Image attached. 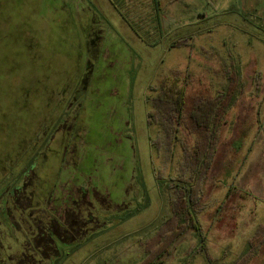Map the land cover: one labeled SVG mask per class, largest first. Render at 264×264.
<instances>
[{"label":"rangeland","instance_id":"374dc122","mask_svg":"<svg viewBox=\"0 0 264 264\" xmlns=\"http://www.w3.org/2000/svg\"><path fill=\"white\" fill-rule=\"evenodd\" d=\"M159 2L163 33L147 31L152 0H0V264L139 262L171 215L155 176L168 181L181 155L151 144L150 88L178 73L189 104L222 86L225 64L243 89L220 126L202 231L156 264H233L264 223V0ZM247 264H264V244Z\"/></svg>","mask_w":264,"mask_h":264},{"label":"trees","instance_id":"16d2710c","mask_svg":"<svg viewBox=\"0 0 264 264\" xmlns=\"http://www.w3.org/2000/svg\"><path fill=\"white\" fill-rule=\"evenodd\" d=\"M151 7L154 16L151 22L156 27L154 29L150 26L147 31L163 33L162 8L159 0H152ZM126 14L131 18L129 11H126ZM143 28L140 26L138 29ZM189 40L190 37L177 38L170 46L187 45ZM219 72L223 79L222 86L214 94L192 96L188 100L189 104L186 82L178 73L166 76L159 85L150 88L147 123L158 126L157 133L151 138V144L158 155L164 152L170 161L175 155L176 144H179L181 155L177 161L176 173L168 181H165L163 176V168H159L155 176L159 185H166L170 190L171 215L161 224L154 236L142 243L144 257L136 264H156L185 231L191 228L202 231L196 215L205 208L202 202L203 185L217 158L220 126L230 106L243 89L242 76L236 66L225 64ZM45 229L41 238L44 237L43 243L45 247L48 246L50 255L53 254L54 247L56 248L51 236L57 233L49 229V233H46ZM68 232L72 237L66 241L75 240L83 235L77 231ZM262 244L264 223L256 228L248 240L247 251L233 264H247ZM33 246L37 247L34 244ZM38 247L40 253H44L43 245Z\"/></svg>","mask_w":264,"mask_h":264}]
</instances>
